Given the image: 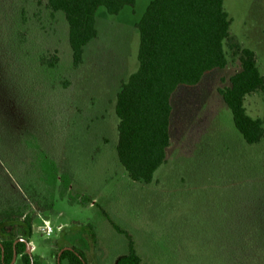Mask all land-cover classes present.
<instances>
[{
	"label": "rangeland",
	"instance_id": "374dc122",
	"mask_svg": "<svg viewBox=\"0 0 264 264\" xmlns=\"http://www.w3.org/2000/svg\"><path fill=\"white\" fill-rule=\"evenodd\" d=\"M150 1L116 15L99 7L97 35L73 67L62 12L0 0V209L33 215L28 247L43 264H68L57 260L61 247L114 264L127 243L108 219L147 264H264V135L247 144L219 93L240 68L227 48L223 69L172 94L170 144L153 180L133 181L117 158L116 95L138 67L136 23ZM223 8L264 77V0ZM53 56V67L40 63ZM244 107L264 127V92ZM24 187L51 210L38 211Z\"/></svg>",
	"mask_w": 264,
	"mask_h": 264
},
{
	"label": "trees",
	"instance_id": "16d2710c",
	"mask_svg": "<svg viewBox=\"0 0 264 264\" xmlns=\"http://www.w3.org/2000/svg\"><path fill=\"white\" fill-rule=\"evenodd\" d=\"M45 2L51 12L64 14L73 67L82 63L84 47L97 35V9L103 7L108 14L116 15L135 4V0ZM229 26L223 0H152L147 5L136 23L138 67L122 82L115 101L117 158L133 181L150 183L155 171L165 163L170 144V100L176 88L195 86L207 73L223 69L228 62L227 50L239 61L240 68L219 93L244 141L254 144L262 139L263 120L246 113L244 99L264 92V77L254 51L243 47L230 34ZM56 62L57 56L40 58V63L49 67ZM24 191L38 211L51 210L52 202L47 197L26 187ZM39 198L45 202L41 204ZM108 221L127 243L126 253L119 255L114 264H147L130 233ZM32 224V214L13 207L0 209V264H13L17 258L21 264H43L40 257L28 251ZM58 251V262L87 264L83 253L74 247Z\"/></svg>",
	"mask_w": 264,
	"mask_h": 264
},
{
	"label": "crops",
	"instance_id": "0c3cea01",
	"mask_svg": "<svg viewBox=\"0 0 264 264\" xmlns=\"http://www.w3.org/2000/svg\"><path fill=\"white\" fill-rule=\"evenodd\" d=\"M33 233H34V232H33ZM33 233H32V234H33ZM30 240H31V238H30ZM28 251H29V247H28ZM29 252H30V251H29Z\"/></svg>",
	"mask_w": 264,
	"mask_h": 264
}]
</instances>
